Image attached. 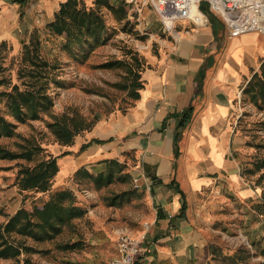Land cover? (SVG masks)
I'll return each instance as SVG.
<instances>
[{"label":"crops","instance_id":"obj_1","mask_svg":"<svg viewBox=\"0 0 264 264\" xmlns=\"http://www.w3.org/2000/svg\"><path fill=\"white\" fill-rule=\"evenodd\" d=\"M65 1L0 0V41L18 53ZM203 6L205 25L181 19L171 32L153 35L141 54L140 96L130 108L99 118L72 145L51 153L67 152L48 193L65 189L82 168L93 176L110 160L129 168L151 205L143 219L145 249L135 264H220L225 246L234 251L232 264H243L238 251H249L247 262L256 264L264 251V187L244 172L238 132L240 117H247L245 89L264 62V34L231 36L224 19ZM108 229L98 234L114 240L111 252L76 264H110L122 233L144 232V226Z\"/></svg>","mask_w":264,"mask_h":264},{"label":"rangeland","instance_id":"obj_2","mask_svg":"<svg viewBox=\"0 0 264 264\" xmlns=\"http://www.w3.org/2000/svg\"><path fill=\"white\" fill-rule=\"evenodd\" d=\"M108 1L126 3L128 16L119 20L113 10L105 4H97V0L80 1L87 8L100 9L109 27V39L95 49L77 42L67 45L66 35L50 34L47 24L37 27L41 38L38 60L46 66L35 67L29 61H24L23 43L18 53L10 44L1 48L0 92L12 91L16 85L23 91L44 86L53 97L54 106L49 112L42 113L39 119L20 122L9 109L7 96H3L0 116L16 123L17 127L14 136L0 138V145L19 152L26 140L31 138L45 147L40 157L48 158L53 149L58 152L64 146L48 126L55 117H85L93 129L99 118L109 117L134 104L137 98L132 88L140 83V74L146 64L142 51L150 41H155L153 35L156 32L162 36L171 30L165 27L147 0L139 1V9L129 0ZM143 8H148V17ZM30 40L31 36L29 43ZM109 61H122L123 64L109 67ZM33 71L43 73V76L36 77ZM247 102V117H240L238 121V132L245 148L242 155L244 172L256 184L264 187V107L254 104L248 95ZM36 164L37 161L22 158H0L1 223H6L20 208L32 211L35 207H43L49 199V191L23 190L18 183L21 171ZM128 171L129 168L124 167V176L101 187L88 177L81 176L73 182L67 180L70 184L65 189L75 193L78 203L86 209L85 215L77 218L54 240L38 241L13 234L12 241L18 244L25 242L35 247L36 251H24L21 260L0 258V264H25L27 257L32 264H76L95 253L106 256L111 252L114 240L110 241V235L104 232L98 234L105 229L110 232L108 226L127 227L131 232L140 231L144 226L145 231L148 222L143 219L150 211V199L139 190ZM55 181L56 177L53 185ZM96 241H100V244H96ZM69 242L78 246L69 250L58 248L61 243ZM260 252L256 264H264V251ZM233 253L225 246L220 251V264H232L230 256ZM251 256L249 251H238V259L245 262Z\"/></svg>","mask_w":264,"mask_h":264},{"label":"trees","instance_id":"obj_3","mask_svg":"<svg viewBox=\"0 0 264 264\" xmlns=\"http://www.w3.org/2000/svg\"><path fill=\"white\" fill-rule=\"evenodd\" d=\"M80 1L82 0H66L62 3L55 14V19L48 23L46 28L52 35H66L67 45L77 42L82 45L88 44L91 49H95L109 39L107 35L109 27L100 9L87 8ZM96 3L105 4L113 10L119 20H124L128 16V8L124 2L114 4L108 0L105 2L97 0ZM202 8L205 10L204 6ZM8 44L6 41H0V50ZM23 45L24 61H29L35 67L46 66L41 65L38 60L41 48L39 29L35 28L31 34L30 43L23 42ZM117 64L121 65L123 62H107L109 67H115ZM36 74V77L43 76V73ZM142 86L140 81L132 88V92H136V98H139V90ZM245 93L254 104L264 107V62L260 71L255 73L247 84ZM3 96H7L8 107L20 122L39 119L42 113L49 112L54 106V99L44 86L23 91L16 85L12 91L0 92V100ZM48 126L64 146L72 145L77 135L92 129L91 123L85 117H55ZM16 127V123L0 116V138L14 136ZM44 151L45 147L42 144L30 138L26 140V144L22 145V150L19 152L0 145V158L37 161L36 165L25 167L21 171L18 183L23 190L46 192L51 191L54 179L60 171L59 157L67 152L60 156L51 154L48 158L40 157ZM124 167L119 161L110 160L107 170L97 176H93L87 169L82 168L76 172L75 178L78 179L81 176L91 178L98 187H101L124 176L122 173ZM85 213L86 209L78 203L75 193L70 189L51 192L43 207H35L32 211L20 208L6 223L0 222V258L21 260L24 251L29 253L36 251L35 247L25 242L18 244L12 241L13 234L38 241L54 240L64 232L66 227L72 225L77 218L83 217ZM77 246L76 243L69 242L61 243L58 248L69 250ZM25 264H32L29 257L25 259ZM243 264H245L244 261Z\"/></svg>","mask_w":264,"mask_h":264},{"label":"built area","instance_id":"obj_4","mask_svg":"<svg viewBox=\"0 0 264 264\" xmlns=\"http://www.w3.org/2000/svg\"><path fill=\"white\" fill-rule=\"evenodd\" d=\"M139 9L140 0H129ZM158 13L168 30L181 19H190L198 25H205L208 17L203 4L221 16L227 24L231 36L249 32L264 34V0H147ZM148 224V223H147ZM139 236L124 232L118 240L117 255L110 264H135L145 249L148 231Z\"/></svg>","mask_w":264,"mask_h":264}]
</instances>
